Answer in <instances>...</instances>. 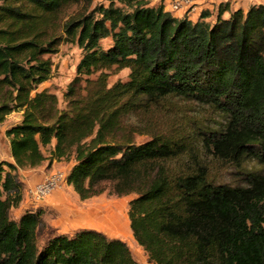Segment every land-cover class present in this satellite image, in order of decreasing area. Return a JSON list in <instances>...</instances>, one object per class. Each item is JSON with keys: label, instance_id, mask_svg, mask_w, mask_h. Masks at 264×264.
<instances>
[{"label": "trees", "instance_id": "trees-1", "mask_svg": "<svg viewBox=\"0 0 264 264\" xmlns=\"http://www.w3.org/2000/svg\"><path fill=\"white\" fill-rule=\"evenodd\" d=\"M107 1H0V122L21 112L4 131L12 161L0 160V264H140L101 230L52 232L40 243L41 209L12 217L24 189L16 170L68 158L65 182L80 199L106 183L135 194L129 227L153 264H264V175L229 185L201 166L188 171L194 139L145 117L168 96L207 105L223 125L203 129L201 146L264 165V3L220 6L208 21L207 10L192 20L149 0ZM62 42L81 49L64 107L39 89ZM112 66L127 67V79L108 85ZM141 134L149 138L136 141ZM182 158L187 169L172 172L167 163Z\"/></svg>", "mask_w": 264, "mask_h": 264}, {"label": "rangeland", "instance_id": "rangeland-1", "mask_svg": "<svg viewBox=\"0 0 264 264\" xmlns=\"http://www.w3.org/2000/svg\"><path fill=\"white\" fill-rule=\"evenodd\" d=\"M1 1V0H0ZM95 3L107 4V0H92ZM264 3V0H149V5L161 4L165 10L175 16H186L194 20L201 11L207 10L210 16L206 18L212 21L218 8L227 5L229 10L242 8L245 10L251 4ZM225 11L223 16H227ZM109 39L101 41V46L109 44ZM81 56V49L73 43L62 42L58 51L51 55L53 72L50 78L43 82L39 89L47 88L55 93L58 104L64 107L62 94L68 82L75 75V66ZM107 84L127 79L129 69L127 67L112 66L106 70ZM96 74V73H95ZM93 74L91 77H94ZM21 116L20 111H13L0 122V160L10 159L8 138L4 131L10 125L16 123ZM145 117L151 119L152 127L156 130H168L179 128L188 132V139L193 138L195 144L188 152V171L201 166L207 173V177L215 184L244 185L249 172H258L264 175V165L255 160L244 159L238 163L214 155L209 148L201 146L200 136L204 129L221 128L222 117L213 112L207 105L194 100L168 96L161 99L154 107L150 108ZM154 129V130H155ZM149 134H141L136 141H144ZM51 145L43 147L46 155ZM182 161L172 160L167 163L172 172L183 171ZM72 160L61 159L48 162L44 160L33 168H20L16 170L18 179L23 182V199L17 208L11 209L12 217L16 218L24 209H41L43 211V223L37 231L38 242L42 243L52 232L71 234L79 228H94L101 230L107 236L119 237L128 246L132 256L140 264H153L147 258L146 252L137 244L132 236L128 219V202L135 196L134 193L118 195L113 192L110 183H106L104 190L87 199H80L72 186L65 181L59 187L51 191L49 195L38 201H32L30 188L37 184L45 175L53 171L66 172L72 164ZM183 169V170H182ZM29 181H24L23 179Z\"/></svg>", "mask_w": 264, "mask_h": 264}, {"label": "built area", "instance_id": "built-area-1", "mask_svg": "<svg viewBox=\"0 0 264 264\" xmlns=\"http://www.w3.org/2000/svg\"><path fill=\"white\" fill-rule=\"evenodd\" d=\"M66 172L53 171L45 175L37 184L30 188L32 201H38L51 193L65 181Z\"/></svg>", "mask_w": 264, "mask_h": 264}, {"label": "crops", "instance_id": "crops-1", "mask_svg": "<svg viewBox=\"0 0 264 264\" xmlns=\"http://www.w3.org/2000/svg\"><path fill=\"white\" fill-rule=\"evenodd\" d=\"M10 159H8V160H10V161H12V158L11 157H9ZM33 169L35 170V169H37V168H34L33 167ZM24 181H29L27 178L26 179H23Z\"/></svg>", "mask_w": 264, "mask_h": 264}]
</instances>
